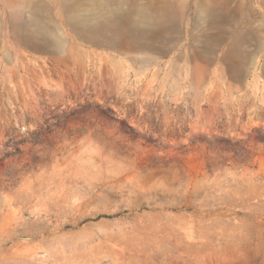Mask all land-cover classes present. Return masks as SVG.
<instances>
[{"label":"rangeland","instance_id":"rangeland-1","mask_svg":"<svg viewBox=\"0 0 264 264\" xmlns=\"http://www.w3.org/2000/svg\"><path fill=\"white\" fill-rule=\"evenodd\" d=\"M63 257L264 264V0H0V264Z\"/></svg>","mask_w":264,"mask_h":264},{"label":"bare ground","instance_id":"bare-ground-1","mask_svg":"<svg viewBox=\"0 0 264 264\" xmlns=\"http://www.w3.org/2000/svg\"><path fill=\"white\" fill-rule=\"evenodd\" d=\"M256 191H257V190H256ZM256 191L253 190V189L251 190L250 188H248V191H247V192H248V193H251V194H252V193L254 194V193H256ZM257 192H258V191H257ZM262 192H263V191H262ZM250 198H252V197H250ZM223 232H224V231H223ZM203 233H204V232H203ZM57 240H61V239H56V242H57ZM63 242H64V241H63ZM63 242H61V243H63ZM61 246H62V245H61ZM64 246H65V245H64ZM64 246L61 247L60 249L63 250ZM50 247H51V246H50ZM59 247H60V246H59ZM57 250H58V249H57ZM63 252H64V251H63ZM82 256H83V255H82ZM82 256H81V257H82ZM72 257H73V256L71 255L70 258H72ZM77 257H78V255H77ZM79 257H80V256H79ZM61 258H62V257H61ZM74 258H75V257H74ZM62 260H63V263H62V264H67L69 259L67 260L66 257H65V258L63 257ZM72 260H73V259H72Z\"/></svg>","mask_w":264,"mask_h":264}]
</instances>
